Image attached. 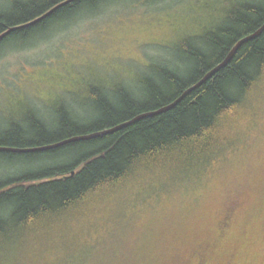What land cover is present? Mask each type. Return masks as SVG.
Returning <instances> with one entry per match:
<instances>
[{
  "label": "trees",
  "instance_id": "1",
  "mask_svg": "<svg viewBox=\"0 0 264 264\" xmlns=\"http://www.w3.org/2000/svg\"><path fill=\"white\" fill-rule=\"evenodd\" d=\"M63 1L15 0L9 10H0V36L11 29L0 38V48L25 45L108 3L156 0H70L28 24ZM228 19L206 39L204 50H190L183 71L158 67L155 81L144 78L143 98L124 90L111 100L95 91L97 112L86 127L63 107L51 124L29 112L24 125L0 127V146L53 144L171 103L261 27L264 2L243 5ZM43 156L69 160L0 180V264H13L22 247L15 230L26 228L49 229L63 238L31 242L25 264H206L242 195L253 187L264 203V31L164 113L54 149L0 151V159L8 160ZM199 192L219 193L225 200L215 228L196 226L185 207L186 197ZM105 214L110 222L93 223ZM77 225L87 227L86 236L70 232Z\"/></svg>",
  "mask_w": 264,
  "mask_h": 264
},
{
  "label": "rangeland",
  "instance_id": "2",
  "mask_svg": "<svg viewBox=\"0 0 264 264\" xmlns=\"http://www.w3.org/2000/svg\"><path fill=\"white\" fill-rule=\"evenodd\" d=\"M13 1L0 0V10H9ZM263 2L156 0L142 5L118 1L50 28L25 45L1 47L0 127L24 125L25 117L33 111L51 124L61 107L80 125L89 126L94 120L90 116L97 112L92 96L95 91L99 96L106 92L111 100L124 90L143 98L144 78L155 81L158 67L183 71L189 63L190 50H204L206 39L225 26L232 12H239L246 4ZM68 160L65 156L0 159V180ZM252 188L233 208L226 233L218 248L207 252L206 264H264V203L257 195L260 192ZM186 198L185 207L195 225L215 228L225 207L222 194L199 192ZM110 219L105 214L93 223ZM15 231L22 247L14 253L13 264H25L33 242L63 238L49 229ZM70 232L86 236L87 227L77 225Z\"/></svg>",
  "mask_w": 264,
  "mask_h": 264
},
{
  "label": "water",
  "instance_id": "3",
  "mask_svg": "<svg viewBox=\"0 0 264 264\" xmlns=\"http://www.w3.org/2000/svg\"><path fill=\"white\" fill-rule=\"evenodd\" d=\"M70 0H66L63 1L57 5H55L54 7H52L50 10H48L46 13H44L43 15L37 17L35 20L31 21L28 24L37 22L41 19H43L44 17H46L47 15H49L50 13H52L54 10H56L57 8L61 7L62 5L68 3ZM13 29V28H12ZM10 30H8L7 32H5L4 34H2L0 36V38H2L4 35H6ZM264 31V23L261 25V27L259 29H257L256 31H254L253 33L243 37L242 39H240L233 47L232 49L228 52V54L226 55V57L217 65H215L208 73H206L203 78L197 82L196 84L190 86L189 88H187L177 99H175L174 101H172L171 103L164 105L156 110H152V111H148V112H144L141 114H138L136 116H134L133 118L122 122L120 124H117L111 128H107L104 130H100V131H96V132H92L89 134H85V135H79V136H73L64 140H61L59 142L53 143V144H48V145H43L40 147H31V148H13V147H5V146H0V151H5V152H13V153H26V152H33V151H43V150H49V149H54L60 146H63L65 144L71 143V142H76V141H80V140H87V139H92V138H96V137H100L103 135H107V134H112L114 132H117L143 118H147V117H152L161 113H164L168 110H170L172 107H174L177 103H179L188 93H190L191 91H193L194 89H196L198 86H200L203 82H205L207 79H209L211 76H213L216 72H218L219 70H221L222 68H224L229 61L232 59V57L235 55L236 51L238 50V48L245 42L255 39L258 36L261 35V33ZM73 174V173H72Z\"/></svg>",
  "mask_w": 264,
  "mask_h": 264
}]
</instances>
